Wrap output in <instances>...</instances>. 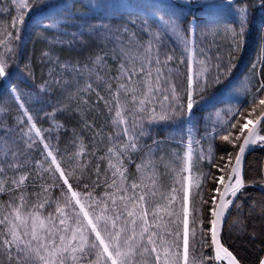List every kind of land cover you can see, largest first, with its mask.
<instances>
[{
  "label": "trees",
  "instance_id": "obj_1",
  "mask_svg": "<svg viewBox=\"0 0 264 264\" xmlns=\"http://www.w3.org/2000/svg\"><path fill=\"white\" fill-rule=\"evenodd\" d=\"M68 1L23 0L27 7L19 8L22 1L0 0V59L5 60L12 80L19 85L25 107L33 115L37 127L52 129L45 135L57 138L53 143L63 156L62 166L71 171V158L80 150L82 155L76 160L87 165L85 178L90 182L96 180L97 164L103 181L107 161L100 157L113 146L116 134L123 127L114 125L115 108L110 103L122 82L115 78L119 75L122 46L126 51L131 48L139 54L152 38L154 51L159 50L161 61H166L168 56L172 58L167 61L165 71L171 70L170 76L177 84L180 102L185 105L189 64L193 73L206 69L212 76L217 74L216 65L222 66L221 72L230 69L226 79L205 95L212 98L225 86L229 87V94L217 97L215 107L203 102L194 107L191 123L179 125L175 120H159L163 111L159 106L154 121L149 122L150 114L145 113L140 121L144 134L138 141V148L129 152L124 162L129 183L144 176L145 183L150 185L154 170L158 192L170 196L171 189L179 187L177 173L191 151L193 167L191 173L184 172V175H191L192 180L185 181V186L189 189L190 204L198 210L197 216L207 217V209L213 205L201 204V200L210 201L215 195L217 202L219 193L214 189L221 190L223 186L217 182L218 177L224 175L227 179L242 141L241 138L235 146L222 143L219 137L213 141L209 134L213 122L218 128L230 120L229 109H236L249 98L248 90L254 91L264 83V6H261V0H235L232 7H228L226 0H212L217 7L195 0L192 3L185 0H90L101 7L99 11H89L83 6L84 0H74L69 10L39 20L34 17ZM241 6H246L249 11L242 38L235 35L240 29L238 22L234 23L235 9ZM173 16L179 17L183 24L179 35L169 26L168 19ZM210 19L225 23L205 28ZM38 21L53 26L46 28ZM87 26H95L96 30ZM81 30L85 32L83 36L71 35ZM150 33L154 35L150 37ZM60 40L63 43L56 42ZM97 57L103 58L102 66L95 64ZM88 85H91L90 89ZM5 92L0 85V129H14L20 113ZM109 107H113L111 113ZM249 118L255 120V117ZM7 148L4 136L0 135V161L5 159ZM23 150L27 152V149ZM38 160H42L39 152L31 151L20 172L9 170L6 173L9 181L12 177L18 179L19 175L28 174L25 181L27 195L39 192L41 185L52 180L44 171L47 165L43 168L37 166L35 162ZM137 165L147 167L138 172ZM4 179L0 177V180ZM197 183L201 185L199 188ZM4 187L6 191L0 193V201L9 199V183L6 182ZM261 209L264 211V147L254 150L246 159L245 184L222 233L224 245L241 264H259L264 259V243L261 242L264 241V228L259 230L262 236L258 237L252 227L257 222L253 215ZM201 227L198 222L194 254L201 258L202 264H216L213 248L202 242ZM251 236H254V242L248 244L245 240ZM208 257L211 259H206ZM4 263L9 264V261L0 255V264Z\"/></svg>",
  "mask_w": 264,
  "mask_h": 264
},
{
  "label": "snow or ice",
  "instance_id": "obj_2",
  "mask_svg": "<svg viewBox=\"0 0 264 264\" xmlns=\"http://www.w3.org/2000/svg\"><path fill=\"white\" fill-rule=\"evenodd\" d=\"M185 2L192 3L193 0ZM195 2L217 7L212 0ZM226 3L228 7H232L235 0H226ZM83 6L89 11L93 8L89 3H84ZM261 6H264V0H261ZM18 7L26 8L27 4L22 0ZM235 14L234 23L238 22L240 31L235 33L234 28L232 31L242 38L248 23V8L241 6L235 9ZM168 22L179 35L183 27L180 18L173 16ZM38 23L46 28L53 26L52 23L43 21ZM224 23L219 19H210L205 28ZM87 27L96 30L95 26ZM84 34L83 30L71 33L73 37ZM153 35L150 33V37ZM56 42L63 43V40ZM240 42L242 40L237 42V46ZM185 46L187 50L186 41ZM143 48V52L139 54L131 48L126 51L125 46L120 48L119 75L115 78L122 82L113 93L110 103L115 108L114 125L123 127L116 134L113 146L100 157L102 161H107L103 181L100 178V165L97 164L96 180L92 182L85 178L87 165L76 160L82 155L80 150L71 158V171L62 166L63 156L53 143L57 138L45 135L51 133L52 129L42 130L37 127L33 115L25 107L19 85L12 80L5 60L0 59V85L6 89L5 95L14 98L22 110L14 129H0V135L4 136L8 146L4 153L5 159L0 161V177L5 178L0 180V193L6 191V182L10 186L9 199L0 201V255L6 256L9 264H202L201 258L194 254L198 222L202 226V242L209 248L214 247L215 259L227 260V264H240L218 237L217 226L222 222L225 209L233 201H226L224 194L220 195L218 206L215 195L210 201L201 200V204L213 205L207 209L209 215L203 218L197 216L198 210L190 204L189 189L185 186V181H191L192 177L185 176L184 172L191 173V151L185 156L184 165L177 173L179 187H173L170 196L158 192L154 170L150 185L145 183L144 176L139 181L129 183L124 163L129 152L138 148V141L144 134L140 121L145 113L150 114L148 119L152 122L156 119L154 114L159 106L163 109L159 120H175L179 125L191 123L195 115L194 107H198L201 102L215 107L217 97L229 94V87L225 86L218 89L212 98L205 95L209 89L226 79L230 69L225 68L221 72L222 66L216 65L217 74L212 76L206 69L193 73L189 64L185 105L180 102L177 84L170 76L171 70L165 71L167 61L172 58L168 56L162 62L159 50L154 51L152 38ZM95 64L102 66L103 58L97 57ZM76 71L79 72V68ZM248 96L236 109H229L231 119L222 126L217 128L213 122L209 133L213 141L219 137L222 143L233 146L241 138L243 140L239 144V154L235 156L237 167L231 168L232 175L228 176L230 184L225 185V193L230 192L232 197L236 196L242 186L239 165L243 153L258 141L264 142V135H260L257 128V125L264 122V83L254 91L248 90ZM244 105L247 107L243 108ZM109 111L111 113L113 107H109ZM216 115L219 116L220 113L217 112ZM249 117H255V120ZM190 146L189 137V149ZM23 149H27V152ZM31 151H37L42 156V160L35 163L41 168L46 164L44 171L52 180L41 185L39 192L27 195L25 181L28 174L19 175L18 179L12 177L9 181L6 173L9 170L20 172L26 166ZM228 159L231 161V156ZM144 167L147 165H137V171L142 172ZM233 177L235 182L231 183ZM224 181L225 176L220 175L217 182L224 184ZM196 186L199 188L201 185L197 183ZM98 189L102 191L98 192ZM214 192L219 193L220 189L215 188ZM259 264H264V259Z\"/></svg>",
  "mask_w": 264,
  "mask_h": 264
},
{
  "label": "rangeland",
  "instance_id": "obj_3",
  "mask_svg": "<svg viewBox=\"0 0 264 264\" xmlns=\"http://www.w3.org/2000/svg\"><path fill=\"white\" fill-rule=\"evenodd\" d=\"M21 1H22V0H17L18 3H20ZM100 1H104V0H100ZM106 2H107V0H106ZM218 2H220V1H218ZM218 2H217V3H218ZM73 3H74V0H69L68 2L61 3V4H59L58 6L53 7V8H51V9H49V10L43 12V14H44V15H51V14L54 13V12H59V11H62V10H69V9L72 8V4H73ZM84 3L92 4V5H93V8H92L93 10H100V8H101V7L97 6V3H95V2H91L90 0H84ZM98 3H99V2H98ZM41 14H42V13H39L36 17L40 18V17L42 16ZM4 89H5V88H4ZM5 91H6V89H5ZM10 98H11V100L14 102V105H15L16 109L18 110V112L21 114V111H22V110L19 109V106H18L17 101H16L14 98H12V97H10ZM259 134H260V135H264V127L260 129ZM263 145H264V142H259V141H258L257 144H256V145H252V147H253V148H254V147H257V148L259 149V148H261ZM41 148H42V145H41ZM253 216L257 218V222H254L253 225H252V227L254 228L253 231H254V233L257 234L258 237H261V236H262V235H261L262 233H260L259 230L264 228V211L261 209V211H258V212H257V210H256V212L254 213ZM240 230H241V229H240ZM238 233H239V232H238ZM252 235H253V234H252ZM245 236H246V235H245ZM245 236H244V237H245ZM245 241H247L248 244H250L252 241L254 242V236H251L250 238H249V237L246 238ZM247 242H246L245 244H247ZM4 264H6V263H4Z\"/></svg>",
  "mask_w": 264,
  "mask_h": 264
},
{
  "label": "water",
  "instance_id": "obj_4",
  "mask_svg": "<svg viewBox=\"0 0 264 264\" xmlns=\"http://www.w3.org/2000/svg\"><path fill=\"white\" fill-rule=\"evenodd\" d=\"M263 123H264V122H262L260 125H257V128L259 129V128L262 126ZM242 142H243V141H242ZM242 142H241V143H242ZM251 151H252L251 146H249L248 148H246V150H245V152L243 153L242 158H241V164L239 165V172H240V175H241L242 186H243L244 179H245V162H246V158H247V155H248ZM237 154H239V150H238V153H237ZM233 167H237L235 160H234V163H233L232 168H233ZM229 175H232L231 171H230ZM234 182H235V177H233V180L231 181V183H234ZM229 184H230V181H229L228 178H227V181H226L225 185H229ZM225 185L223 186L220 195H221V194H224V198H225V200L227 201L228 198L230 197L231 193H230V192H229V193H225ZM242 186H241V187H242ZM241 187H240V189H241ZM240 189H239V191H240ZM239 191L236 193L235 198L237 197ZM220 195H219V198H218V201H217V206H218L219 203H220ZM235 198H234V200H235ZM224 221H225V220L222 218V222H221V224H218V226H217V228H218V237H219L220 241H221V238H220L221 228H222V226H223V224H224ZM221 243H222V241H221ZM222 244H223V243H222ZM224 247H225V246H224ZM213 248H214V247H213ZM214 253H215V249H214ZM216 263H217V264H223V261H218V260H216ZM240 264H241V263H240Z\"/></svg>",
  "mask_w": 264,
  "mask_h": 264
},
{
  "label": "bare ground",
  "instance_id": "obj_5",
  "mask_svg": "<svg viewBox=\"0 0 264 264\" xmlns=\"http://www.w3.org/2000/svg\"><path fill=\"white\" fill-rule=\"evenodd\" d=\"M231 200H232V199H231ZM230 205H231V204H230ZM230 205L228 206V208H227L226 210H228V209H229Z\"/></svg>",
  "mask_w": 264,
  "mask_h": 264
}]
</instances>
